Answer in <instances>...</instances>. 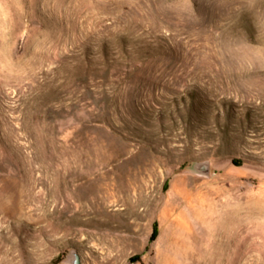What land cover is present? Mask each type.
Returning <instances> with one entry per match:
<instances>
[{
  "label": "rangeland",
  "instance_id": "rangeland-1",
  "mask_svg": "<svg viewBox=\"0 0 264 264\" xmlns=\"http://www.w3.org/2000/svg\"><path fill=\"white\" fill-rule=\"evenodd\" d=\"M75 253L264 264V0H0V264Z\"/></svg>",
  "mask_w": 264,
  "mask_h": 264
},
{
  "label": "water",
  "instance_id": "water-1",
  "mask_svg": "<svg viewBox=\"0 0 264 264\" xmlns=\"http://www.w3.org/2000/svg\"><path fill=\"white\" fill-rule=\"evenodd\" d=\"M201 171L204 172V173H208L209 172V169L207 166H201ZM72 264H81V258L79 256V254L75 253L73 255V258H72V261H71Z\"/></svg>",
  "mask_w": 264,
  "mask_h": 264
},
{
  "label": "bare ground",
  "instance_id": "bare-ground-1",
  "mask_svg": "<svg viewBox=\"0 0 264 264\" xmlns=\"http://www.w3.org/2000/svg\"><path fill=\"white\" fill-rule=\"evenodd\" d=\"M90 205V204H89ZM74 206V205H73ZM78 207H79V212L81 213V214H83L84 215V213L85 214H89L90 213V211H91V209H90V207H88V205L86 204V203H84V202H80L79 204H78ZM78 209V208H77ZM76 214V213H75ZM77 215V214H76Z\"/></svg>",
  "mask_w": 264,
  "mask_h": 264
},
{
  "label": "trees",
  "instance_id": "trees-1",
  "mask_svg": "<svg viewBox=\"0 0 264 264\" xmlns=\"http://www.w3.org/2000/svg\"><path fill=\"white\" fill-rule=\"evenodd\" d=\"M155 234H156V230H155V232H154V234H153V236H152V237H155Z\"/></svg>",
  "mask_w": 264,
  "mask_h": 264
}]
</instances>
